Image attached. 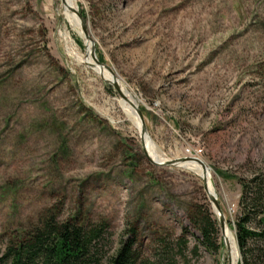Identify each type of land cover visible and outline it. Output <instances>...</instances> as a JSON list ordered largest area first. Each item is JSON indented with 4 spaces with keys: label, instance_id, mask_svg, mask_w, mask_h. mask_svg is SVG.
<instances>
[{
    "label": "rangeland",
    "instance_id": "1",
    "mask_svg": "<svg viewBox=\"0 0 264 264\" xmlns=\"http://www.w3.org/2000/svg\"><path fill=\"white\" fill-rule=\"evenodd\" d=\"M70 1L159 155L206 165L180 163L214 188L236 264H264L245 263L234 229L241 182L264 176V0ZM76 30L60 0H0V255L53 214L102 225L99 264L127 240L144 264H231L202 179L147 160ZM199 208L217 222L216 250L191 223Z\"/></svg>",
    "mask_w": 264,
    "mask_h": 264
},
{
    "label": "trees",
    "instance_id": "2",
    "mask_svg": "<svg viewBox=\"0 0 264 264\" xmlns=\"http://www.w3.org/2000/svg\"><path fill=\"white\" fill-rule=\"evenodd\" d=\"M147 154L155 162H162L152 147L146 145ZM146 149V148H145ZM239 204L242 214L234 224L235 240L242 251L245 263L264 257V248L251 247L247 240L264 241V176L254 175L241 182ZM254 219L260 226L250 229L246 223ZM191 223L198 230L201 242L209 250L217 249V222L205 209H197ZM103 227L101 224L86 228L74 218L57 220L52 214L41 217L29 230L23 231L15 240L4 245L0 263L4 264H99L101 259L100 240ZM99 245V246H98ZM256 253V254H254ZM249 261V262H248ZM263 262V261H260ZM106 264H144L137 261L136 250L132 241L122 242L107 259ZM241 264V263H240Z\"/></svg>",
    "mask_w": 264,
    "mask_h": 264
},
{
    "label": "bare ground",
    "instance_id": "3",
    "mask_svg": "<svg viewBox=\"0 0 264 264\" xmlns=\"http://www.w3.org/2000/svg\"><path fill=\"white\" fill-rule=\"evenodd\" d=\"M74 1V0H73ZM74 5L71 3L70 0H64V3H63V11L65 13V16L67 18V21L69 23V25L71 27L74 28V26L79 30H76L77 34L83 39L84 41V44H85V47L87 49V58H88V62L87 61H83L82 64H84L86 67H88L89 69H92L98 76H100L104 81H114L115 83H117V86L119 87V89L121 88L122 90H124V101H123V112H124V115L126 116L127 120L132 124V126L134 127L135 131L137 132V134L139 135V130H140V124L138 123L137 119H136V112H135V108H137V104L132 102V109H131V114L129 115L125 109V104L126 102L131 98L130 96V91L129 89L121 82L117 81L115 78H113L114 80H112L111 77H109L108 75H106L101 69H104L103 67H97L94 65V62L93 60L91 59V56H90V50H91V47H93V43L91 41V39L87 40L84 35H83V32L81 31L80 29V25H79V20L77 19V17L75 16L74 14ZM93 45V46H92ZM95 56V55H94ZM113 73V72H112ZM115 74L113 73V76ZM131 100V99H130ZM142 139V145L145 149V145H144V141L150 146L153 148V150L156 152V154L159 156V158L162 160V161H165L166 159L163 158L162 156L159 155L158 153V149H156L153 141L150 139V137L148 136V134L145 132L143 136L140 137V141ZM146 150V149H145ZM147 153V151H146ZM162 154V153H161ZM148 155V154H147ZM150 158V157H149ZM186 158H192V157H186ZM152 160V159H151ZM153 161V160H152ZM155 162V161H153ZM183 162H194V163H198L194 160H187V161H182V162H178L176 163L175 166H178L179 168H183V169H186V170H189L193 173H195L197 176H199L201 179H204L205 180V184L207 186V188L210 190L211 194H213L215 197V191H214V188L212 187L211 183L208 181L207 177L201 173L199 170L193 168V167H190V166H187V165H184V164H180V163H183ZM156 163H160V162H156ZM200 164V163H198ZM201 165V164H200ZM204 165V164H203ZM202 166V165H201ZM203 170L206 169V165H204V168L202 167ZM223 231L225 233V236L223 238L224 240V243L225 245L223 246V248H225L226 244H227V238L229 240V243L230 245L232 246L233 248V257H232V260H231V264H236V261H237V257L238 256V253H237V247L235 246V241H234V238H233V235L231 233V231L229 230V228L224 224L223 226V229H222V232L221 235L223 234ZM229 258V257H228Z\"/></svg>",
    "mask_w": 264,
    "mask_h": 264
},
{
    "label": "water",
    "instance_id": "4",
    "mask_svg": "<svg viewBox=\"0 0 264 264\" xmlns=\"http://www.w3.org/2000/svg\"><path fill=\"white\" fill-rule=\"evenodd\" d=\"M60 1H61V4L64 3V0H60ZM73 12H74L75 16L77 17V19L79 20L80 29H81V31L83 32L84 37H85L87 40H89L90 37H89V35H88L87 29H86V27H85V24L83 23L82 19L80 18L79 14L77 13V11L74 10ZM92 46H93V45H92ZM90 56H91V59L93 60L95 66H97V67H103L107 72H109L110 74H112V77H113L112 70H111L107 65H104V64L99 63V61L95 58V56H94V46L91 47V50H90ZM112 80H114V79H112ZM106 82H107L108 84H110V85L113 87V89L117 92V94H118L121 98H124V96H123V94L121 93L119 87L117 86V83H115L114 81H110V82H109V81H106ZM135 112H136V114H137V116H138V118H139V120H140L139 136L141 137V136H143L144 133H145V125H144L143 118H142V116H141L140 111H139L137 108H135ZM140 142H141L142 151H143L145 157H146L147 160H148L150 163H152V164H155V165H168V166H172V165H176V163H178V162L187 161V160L191 159V160H194V161L200 163V164L202 165V167L204 168L203 163H202L199 159L194 158V157H192V158H186V157H183V158H177V159H174V160H165V161L160 162V163L153 162V161L149 158V156L147 155L146 150L144 149V147H143V145H142V139H141ZM202 187H203V190H204V192H205V194H206V196H207L209 202L211 203V206H212V208H213V212H214L215 215H216V219H217V221H218V226H219V228H220V232H222V229H223V226H224V224H225V221H224L223 215H222V213H221V211H220V208H219V205H218V203H217L216 197H215L213 194H210V193L207 191V189H206V184H205V180H204V179H202ZM222 245H223V246L225 245L224 240H222ZM227 259H228V256H227Z\"/></svg>",
    "mask_w": 264,
    "mask_h": 264
}]
</instances>
